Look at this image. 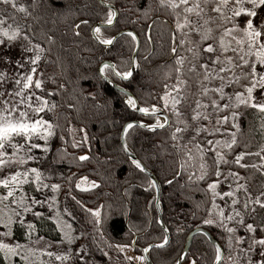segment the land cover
I'll use <instances>...</instances> for the list:
<instances>
[{"label": "snow or ice", "instance_id": "snow-or-ice-1", "mask_svg": "<svg viewBox=\"0 0 264 264\" xmlns=\"http://www.w3.org/2000/svg\"><path fill=\"white\" fill-rule=\"evenodd\" d=\"M157 3L158 9H165L175 18L174 28H170L169 57L172 62L164 77L165 81L174 79V82L163 83L162 91L143 99L145 106H141L140 97L134 98L132 93L124 92L126 96L124 103L128 108L143 116L155 117L153 124L133 120L123 126L125 142L122 151L126 156L125 163H129L140 173L147 172V164L135 156L127 144L126 134L129 129L134 126L173 129L169 133L172 141V152L169 155L174 157L171 165L172 179L165 178L164 183L171 185L177 177L187 175L189 185H195L197 190L204 192L206 197L204 203L206 205L210 203L211 207L205 208V215L200 217V221L203 225L221 229V237L226 240L229 249V255L225 258L224 246L214 243L212 264L226 262L264 264V223L256 226L254 223H246L245 215L234 207L225 215L224 209L216 203L217 198L224 200L227 197L231 199V205L238 204L231 184L228 191H218L222 176L231 177L233 181L251 179L240 176L238 171H229L225 174L220 169L221 164L235 165L245 171L249 168L257 170L264 168V156L260 155L264 152V146L259 152L240 151L234 158L228 159L233 146L239 143L237 138L240 133V125L237 123L240 116L239 107L243 105L264 114V102H257L254 96V92L258 91L264 100V0H157ZM0 5L5 6L0 10V52L3 53L0 55V64L5 68L10 65L14 68L11 74L0 71V174H3V178H0V264H33L30 257L35 250L28 247L27 243L16 242L14 227L17 224L24 226L25 241H30L37 228L33 222H26L27 214H31L33 220L43 219V213L36 211L35 207L47 205L51 209L56 197H47L42 190L50 188L56 193L60 189V184L44 183L43 173L38 167H26L23 171L17 169L3 173V166L13 162L4 157L15 158L17 151L24 152L27 161H37L40 164L45 162L47 154L51 151L49 141L55 136V128L59 125H54L45 117L56 107V104L54 102L50 104L48 99L56 93L47 88L45 79L50 78L45 77V69L40 68V62L45 59L46 53L52 52L56 37L47 32H38L30 22V19H38L28 11L29 7L35 9L39 6L37 0H32L31 5L18 4L17 0H0ZM9 8L12 11H8ZM17 13L22 14V17H18ZM116 15V11L109 5L108 11L98 23L93 24L88 19L73 22L71 25L73 34L78 37L81 26H84L104 46L113 45L120 36L128 37L130 39L126 42L130 52L138 54L139 37L132 31H121L119 35L108 38L101 36V29L112 26ZM148 29L145 39L151 43V26H148ZM17 48L20 50V57L14 59L12 53ZM25 53L31 55H24ZM48 62L51 61H45V64ZM137 67L136 55H129L127 60L121 59L119 63L101 60L97 74L103 79L115 77L131 85ZM52 82L55 83L54 80ZM236 85L243 91L238 90ZM58 87L63 88L64 85L59 84ZM226 88L231 90L225 91ZM169 112L176 118L175 123ZM180 124H183V127H180ZM225 134L231 139H215L216 136ZM59 140L64 141V137L60 136ZM84 143H87L86 135L79 142L73 140L72 146L80 147ZM189 144L193 147L189 148ZM9 146L13 150L11 153L7 152ZM225 149L228 151L225 152ZM34 150L44 155L30 154ZM58 155L62 159L67 153L60 154L58 150ZM250 156L260 157L262 163L259 168L255 163L243 162ZM56 158L53 157V161L48 164V170L53 174L55 170L52 164ZM73 159L87 162L90 157L84 154ZM17 163L24 165L26 161L21 158ZM189 168L192 171H189ZM260 174L264 177V171ZM60 179L69 180L70 192L72 178L61 175ZM201 183L205 184L206 188L200 189ZM24 186L34 194L29 196L28 192L24 191ZM100 187V184L88 180L86 176H81L75 183V188L82 192L97 190L98 193ZM157 187L156 179L149 173L145 178V190ZM261 187L264 188V184ZM236 189L244 190L242 207L245 214L249 211L250 205H258L264 209V200L261 199L264 197V191H259L253 198L246 185L237 183ZM18 190L21 192L19 197L16 195ZM37 194L45 198L38 199ZM72 200L75 202L74 206L71 209L65 207L63 212L73 222L77 219L76 213L86 216L87 223L92 225L93 231L103 240V229L111 217L112 206L102 201L99 194L96 195V202L91 207H87V202L82 203L75 196H72ZM225 206H229L227 201ZM196 207L199 208V204ZM251 210L254 211L255 208ZM60 216V211H57L54 216L49 217L56 220V227L62 232L56 243L72 244L79 237L72 234V223L61 221ZM226 222H232L234 226L229 227ZM156 224L161 230V236L158 237L162 240L160 244L147 243V246L138 247V238L132 237L131 231L130 243L115 244L117 252L125 253L123 264L135 262L149 264L146 255H127L129 249L146 254L150 248L165 247L170 243L168 228L164 226L162 219L157 220ZM238 227L245 229V236L236 235ZM148 230L149 228L145 229ZM197 231L201 232L199 226ZM257 232L259 236L256 235ZM87 234L86 230H81V236L86 237ZM201 235L207 236V232H201ZM246 238L247 246L240 247ZM233 245L238 248L239 258L237 253L232 251ZM46 254L49 257L54 256L57 261H68L73 256L72 249L61 254L50 251ZM103 255L108 256V253L104 252ZM185 262L197 264L196 254L189 256L187 250H182L176 264ZM41 264L44 262L41 261ZM75 264H89L86 245H81L75 250Z\"/></svg>", "mask_w": 264, "mask_h": 264}, {"label": "trees", "instance_id": "trees-1", "mask_svg": "<svg viewBox=\"0 0 264 264\" xmlns=\"http://www.w3.org/2000/svg\"><path fill=\"white\" fill-rule=\"evenodd\" d=\"M105 1L115 5L118 17L113 26L101 29V36L108 38L122 30H131L140 38L137 55L138 67L131 85L127 81H120L115 77L110 78L129 89L135 97H140L141 106H145L143 99L148 98L150 94L162 91L163 83L174 82V79L165 81L164 77L172 62L169 57L170 28L172 25L174 26L175 18L165 9H158L157 0ZM17 3L31 5L32 0H17ZM37 3L39 5L37 8H28L33 16L38 17L37 20L30 19V22L38 32H47L56 37V44L52 46V52L45 54V59L40 62V68L45 69V77L50 78L45 79L47 88L56 93L48 98L49 103L54 102L56 107L48 112L45 118L59 127L55 128V136L49 141L51 151L47 154L43 164L37 161H27L24 152L17 151V153L24 156L25 168L38 167L43 173L44 183L60 184V189L56 193H53L50 188L43 189L42 191L47 194V197H56L54 206L51 209L47 205L36 206L35 210L43 213V219L33 220L32 215L27 214L26 222L31 221L36 224L35 237L47 238L53 242L60 239L62 232L56 227V220L49 219V217L60 211L61 221L66 220L72 223V234L79 238L69 244V248L67 246L66 252L72 249V259L56 261L59 264H75V250L81 245L87 247L89 264H123L125 253L117 252L115 244L117 242L130 243L129 231H131L132 237L138 238V247L140 245L147 246V243L162 242L161 239H158L161 236V230L156 224V221L159 220L156 206L157 190L156 188L145 190V178L148 175L140 173L129 163H125L126 156L122 151L121 142L122 129L127 122L140 119L154 123L155 117L143 116L128 108L124 103L126 100L124 93L97 74L101 60L119 63L121 59L127 60L129 55H133L126 42L130 38L121 36L113 45L104 46L84 26H81L78 37L73 34L71 27L73 22L88 19L95 24L106 14L109 7L104 6L99 0H37ZM4 8V5H0V10ZM8 11L12 10L9 8ZM17 16L22 17V14L17 13ZM148 26H151V43L145 39V34L149 31ZM45 61L51 62L46 65ZM53 80L55 83L52 82ZM59 84H63L64 87L59 88ZM235 87L243 91L238 85ZM226 89L231 90L230 88ZM239 112L240 116L237 121L240 125V133L237 137L239 143L233 146L228 159L234 158V155L240 151L259 152V149L264 146V127H262L264 114L243 105L239 107ZM168 114L175 123L176 118L171 116L170 112ZM179 126L183 127V124ZM80 129L83 131L81 132ZM172 130L166 127L151 131L144 127L134 126L129 129L126 136L131 150L147 164V167L156 175L162 185L161 208L165 224L171 234V241L165 247L152 248L149 252L151 259L154 264H175L184 249L189 233L198 226L208 229L219 239L224 246L226 258L229 255L227 252L229 249L226 240L221 237L222 230L215 226L203 225L200 221V217L205 215V208L211 207L210 203L207 205L204 203L206 200L204 192L197 190L195 185L190 186L187 175L177 177L171 185L164 183L165 178L172 179L171 165L174 157L169 155L172 152V141L169 138V133ZM85 135L87 143L74 148L72 141L79 142ZM60 136L64 137V141L59 140ZM223 136L218 135L215 139H222ZM188 147L192 148L193 146L189 144ZM58 150L60 154L67 153V155L62 159L59 158ZM12 151L9 146L7 152L11 153ZM193 153H195V149H193ZM30 154L44 155L38 150H34ZM84 154L90 157L87 162L73 159V157ZM53 157H57L55 163L52 164L55 174L48 170V164L53 161ZM4 158L13 159L10 156ZM260 161L259 156H250L246 157L243 162L255 163L258 166ZM189 163L191 164V162ZM220 169L225 174L229 171H238L242 177H251V179L239 181H233L231 177L228 178L233 181L235 186L236 183L246 185L253 198L259 191H264V188L261 187L264 184V177L260 174L262 172L260 168L259 170L249 168L245 171L238 169L235 165L221 164ZM189 171L192 169L189 168ZM61 175L72 178L70 192L69 180H61ZM81 176H86L88 180H94L100 184L98 193L97 190L82 192L76 189L75 183ZM224 177L222 176L221 180ZM199 187L204 189L206 185L201 183ZM24 191L28 192L29 196L34 194L27 186H24ZM97 194L102 201L112 206L111 217L103 229V240L100 239L98 233L93 231L92 225L87 223L86 216L76 213L77 219L73 222L63 212L65 207L71 209L74 206L75 202L72 200V196L81 200L82 203L87 202L86 206L91 207L96 202ZM244 195V190L236 189L238 204L235 205V208L240 209L239 207L243 206ZM37 198L44 199L45 197L37 194ZM225 199L231 202V199L227 197ZM216 203L221 208V204L217 200ZM197 204H199V208L196 207ZM253 207L254 211L251 210ZM194 212L195 216H193ZM243 214L246 223H254V226L264 223V209L258 205H250L246 214L243 209ZM227 226L234 225L230 222L227 223ZM146 228L149 230L145 231ZM81 230L87 231L86 237L80 235ZM25 231L26 228L20 224L14 227L16 242H29L25 241ZM236 235L245 236V229L238 227ZM256 235L259 236V232ZM246 242L247 238L244 243ZM242 247H244L243 244ZM232 251L236 253L235 245H233ZM104 252H107L108 256H104ZM193 253L196 254L198 264H212L213 243L207 236L200 233L195 236L188 252L189 256Z\"/></svg>", "mask_w": 264, "mask_h": 264}, {"label": "rangeland", "instance_id": "rangeland-1", "mask_svg": "<svg viewBox=\"0 0 264 264\" xmlns=\"http://www.w3.org/2000/svg\"><path fill=\"white\" fill-rule=\"evenodd\" d=\"M2 54L3 53L0 52V55H2ZM12 55H13L14 59L15 58H19L20 57V50L18 48L17 49H14ZM24 55H31V54L30 53H25ZM0 71H7L9 74H11L14 71V68L11 65L8 66L7 68H5V66L3 64H0ZM216 83L218 84L219 82L217 81ZM225 91H228V90L225 89ZM254 96H255L257 102H264V100H262V97L260 96V94H259L258 91L254 92ZM33 101H35V98L34 97H33ZM233 131H235V130H233ZM223 139L230 140L231 137L228 136L227 134H225L223 136L222 140ZM260 154H261V156H264V152H261ZM21 158L24 159V156L22 154L17 153V156L15 158L11 159L13 162L10 165L3 166V173H10L11 171H15L17 169L23 171L24 168H25L24 165H19L17 163V161L19 159H21ZM261 163L262 162L260 161L258 163V166H260ZM260 169L262 171H264V168H260ZM0 178H3V174H0ZM221 181L222 182H221V184H220V186L218 188V191H228L229 190V184H231L232 190L236 193V186H235V184H233V181L230 178H228V177L225 178L224 177ZM20 194H21V192L19 193V190H18L17 193H16L17 197H19ZM261 199L264 200V197H261ZM225 201H227V200L226 199L221 200L220 198H217V202L221 204V208L224 209V213H225V215H227L229 212L232 211V208L233 207L235 208V205H231V202H228L227 201V204L229 206L226 207L225 206ZM239 208L241 210L238 209V208H236V209L239 210V211H241L242 214H243V208H242V206H240ZM226 223H230V222H226ZM195 236H194V238H195ZM194 238H193V240H194ZM14 239H15V236H14ZM193 240H192V243H193ZM247 243H248V241L246 243L243 242V246L246 247L247 246ZM68 245L69 244H67V242H65L62 245H57L56 242L50 241L47 238L41 239L40 237H35L34 236V233L31 236V240L27 243V246L28 247H30V248H32V249L35 250L34 253H33V255L30 257V259L32 260L33 264H41V261H43L44 264H59V262H56L57 260H55V257L54 256L53 257H49L46 253L49 252V251L50 252H53L55 254L64 253V252L67 251V246ZM240 246L242 247V244ZM68 248H69V246H68ZM190 248H191V246H190ZM235 248L237 250L236 253L238 255L239 252H238L237 246H235ZM227 252L229 253V250ZM126 254L127 255H142L140 252L133 251L131 249H129ZM225 255H226V253H225V249H224V256ZM249 255H251V254H249ZM16 259L18 260L19 258L17 257ZM60 264H62V263H60ZM135 264H139V262H135ZM185 264H186V262H185Z\"/></svg>", "mask_w": 264, "mask_h": 264}, {"label": "water", "instance_id": "water-1", "mask_svg": "<svg viewBox=\"0 0 264 264\" xmlns=\"http://www.w3.org/2000/svg\"><path fill=\"white\" fill-rule=\"evenodd\" d=\"M104 6H106V7H109V5H111L112 7H113V10L114 11H116V13H117V15H116V17H114V21H113V25L115 24V22H116V20H117V17H118V10H117V8L115 7V5H113V4H110V3H108V2H106L105 0H99ZM112 25V26H113ZM172 25V24H171ZM106 27H111V26H105V27H103V28H106ZM172 28H174V26L172 25ZM123 32H127V31H131V30H122ZM121 32V31H120ZM132 32H134V31H132ZM135 33V32H134ZM136 34V33H135ZM116 35H119V33H117ZM121 37V36H120ZM99 42V41H98ZM116 41H114V43H115ZM113 43V44H114ZM108 46H111V45H108ZM139 48H140V38H139ZM133 55H136V60H137V55L138 54H133ZM106 61H109V60H106ZM112 62V61H111ZM136 70H137V68H136ZM136 70H135V72H136ZM105 80H107L113 87H115L117 90H119V91H121V92H125V91H127V92H130V93H132L129 89H127V88H125V87H123V86H121V85H119L116 81H114V80H112L111 78H109V79H105ZM123 90V91H122ZM134 98H136L135 96H134ZM135 120H138V121H142L143 123H145V124H153V123H149V122H145V121H143V120H140V119H135ZM133 121V120H132ZM130 122V121H129ZM128 123V122H127ZM144 128H146V127H144ZM147 129H150V130H156V129H151V128H147ZM126 136H127V134H126ZM126 140H127V138H126ZM121 142H122V145H123V143L125 142V134H123V131H122V135H121ZM128 144V143H127ZM131 149V148H130ZM135 154V153H134ZM136 156V155H135ZM147 175L149 174V173H151V175L156 179V181H157V184H158V187L156 188V190H157V198H156V206H157V209H158V212H159V220H161L162 219V221H163V223H164V226L165 227H167L166 226V224H165V221H164V217H163V212H162V208H161V195H162V185H161V183H160V181L158 180V178L156 177V175L147 167V172H145ZM200 228V230H201V232H207V237L209 238V240L214 244H220V245H222L221 243H220V241L208 230V229H206V228H203V227H199ZM201 232H198L197 231V228H195L194 230H192L190 233H189V235H188V237H187V240H186V243H185V246H184V249L183 250H187L188 252H189V249H190V246H191V244H192V240H193V238H194V236L195 235H197V234H200ZM168 235H169V238H170V241H171V234H170V231H169V229H168ZM162 243V242H161ZM153 244H160V243H153ZM168 245V244H167ZM166 245V246H167ZM154 248V247H153ZM152 248H150L149 249V251L151 250ZM143 255H146L147 257H148V261H149V264H154L153 263V261H152V259H151V257H150V255H149V252L148 253H142ZM223 254H224V248H223ZM176 264V263H175Z\"/></svg>", "mask_w": 264, "mask_h": 264}, {"label": "bare ground", "instance_id": "bare-ground-1", "mask_svg": "<svg viewBox=\"0 0 264 264\" xmlns=\"http://www.w3.org/2000/svg\"><path fill=\"white\" fill-rule=\"evenodd\" d=\"M139 114V113H138ZM141 115V114H140ZM149 130V129H148ZM152 131V130H151Z\"/></svg>", "mask_w": 264, "mask_h": 264}]
</instances>
